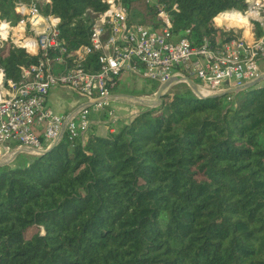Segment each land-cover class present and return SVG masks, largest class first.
<instances>
[{"label": "trees", "instance_id": "1", "mask_svg": "<svg viewBox=\"0 0 264 264\" xmlns=\"http://www.w3.org/2000/svg\"><path fill=\"white\" fill-rule=\"evenodd\" d=\"M105 1L50 0L41 11L60 18L59 38L71 52L88 44L91 14ZM156 1L171 15L172 36L188 31L195 47L203 38L212 47L234 39L210 18L246 7ZM121 2L129 23L159 25L154 6ZM13 3L0 0V13L17 20ZM38 58L0 47L8 80ZM96 58L86 66L95 69ZM181 85L106 136L96 128L83 144L63 136L47 153L1 165L0 264H264V84L230 101L196 98Z\"/></svg>", "mask_w": 264, "mask_h": 264}, {"label": "built area", "instance_id": "2", "mask_svg": "<svg viewBox=\"0 0 264 264\" xmlns=\"http://www.w3.org/2000/svg\"><path fill=\"white\" fill-rule=\"evenodd\" d=\"M144 1L156 10L160 21L156 28L129 23L121 0H106L103 12L91 14L88 44L71 52L59 38V24H51L50 18L56 16L41 11L50 0H14L13 7L21 14L17 20L0 13V22L9 24L8 36L0 39V47L26 51L15 43L21 34L13 31L23 21L22 36L35 40L39 53L36 63L20 67L16 81L8 80L0 68V162L12 163L19 154L39 155L58 139L63 125V136L70 143L78 140L83 144L97 126L108 134L114 132L118 122L142 110L133 102L110 98L116 95L111 91L123 76L158 86L174 77V85L185 84L195 95L185 80L188 78L200 95L208 96L239 87L264 73V47H250L239 30L230 31L237 36L218 47L210 46L207 38L195 47L188 31L181 37L172 36L171 15L164 4ZM245 4L255 7L246 0ZM26 8L35 9L42 19L33 23L32 12H25ZM171 9L175 11L176 6ZM253 24L254 32L256 25L262 31L257 37L264 36V21ZM95 52L97 67L92 69L86 65ZM53 90L71 98L75 107L63 113L52 110L47 102ZM232 95H225L226 101ZM100 114L107 118H99Z\"/></svg>", "mask_w": 264, "mask_h": 264}, {"label": "clouds", "instance_id": "3", "mask_svg": "<svg viewBox=\"0 0 264 264\" xmlns=\"http://www.w3.org/2000/svg\"><path fill=\"white\" fill-rule=\"evenodd\" d=\"M246 2L251 5L255 4V7H245L243 9L239 7L233 8H224L217 11L210 19L211 23L224 31H233L239 30L241 34V38L247 42L250 47H264V36L257 37L253 28L255 25L253 21L256 23H260L264 21V15L261 14L262 9H264V0H246ZM179 11L178 8L175 9ZM17 12L20 11L19 8L16 9ZM31 11L33 15V23L37 19H42L39 17L35 11V9H25V12ZM117 15H120L117 12ZM163 15V13H161ZM51 24L53 26L60 23V18H50ZM44 29H39L38 31H43ZM9 24L7 22H0V39H5L8 36ZM16 33H20L15 39V43L24 48L28 53L35 55L37 53V43L35 40L23 37V21H21L20 25H18L14 30ZM111 66L115 67V62H109Z\"/></svg>", "mask_w": 264, "mask_h": 264}, {"label": "water", "instance_id": "4", "mask_svg": "<svg viewBox=\"0 0 264 264\" xmlns=\"http://www.w3.org/2000/svg\"><path fill=\"white\" fill-rule=\"evenodd\" d=\"M176 80H177L176 78L171 77L169 80L161 83L157 87V89L155 90V92H154V94L152 96L140 97V96L123 95V94H121V95H111L110 98H116V99L118 98L119 100L133 102L136 105L141 106L142 108H155L161 103L163 95L168 93L169 90L174 86ZM185 80L189 84V86L192 89V91L195 93L194 96L196 98H210V99H212V98H216L218 96H225V95H228V94H236V93H238L240 91H245V90H247L249 88L256 87V85L259 82L264 80V73L261 74L260 76H258L257 78H255V79H253V80H251L249 82L244 83L243 85H241L239 87L226 89V90H224V91H222L220 93H215V94L208 95V96L200 95L198 93L196 84L192 80H190L188 78H186ZM63 131H64V125L62 127V130L60 132V135H59L58 139L49 148L41 151L40 153H47L56 144H58L60 142V140L62 139V137H63ZM9 163H10L9 161L0 162V166L1 165H7Z\"/></svg>", "mask_w": 264, "mask_h": 264}, {"label": "rangeland", "instance_id": "5", "mask_svg": "<svg viewBox=\"0 0 264 264\" xmlns=\"http://www.w3.org/2000/svg\"><path fill=\"white\" fill-rule=\"evenodd\" d=\"M153 82L151 81H144L138 78L134 79V83L131 82L128 78L126 77H121L120 81H118L114 88L113 92L115 93H122L123 95H133V96H152L155 92V90L152 92V87H153ZM264 84V80L259 82L257 86ZM176 86H182L181 84ZM172 91V88L169 90ZM31 155H26V154H19L17 156V161L18 162H25L27 159L30 158Z\"/></svg>", "mask_w": 264, "mask_h": 264}, {"label": "crops", "instance_id": "6", "mask_svg": "<svg viewBox=\"0 0 264 264\" xmlns=\"http://www.w3.org/2000/svg\"><path fill=\"white\" fill-rule=\"evenodd\" d=\"M124 77L128 78L133 83H134V79L137 78V77L130 78L129 76H124ZM111 92L116 95L122 94L116 92L114 93L113 91ZM47 103L52 108V110H55L58 113H63L66 110H72L75 107V102L71 98L66 97L60 90H53L48 96ZM95 131L96 134L98 135H104V136L108 135L106 129L102 126H97Z\"/></svg>", "mask_w": 264, "mask_h": 264}]
</instances>
